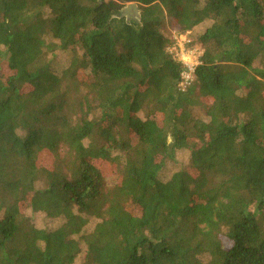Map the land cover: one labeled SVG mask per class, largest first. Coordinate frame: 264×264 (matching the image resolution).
<instances>
[{
	"label": "trees",
	"instance_id": "1",
	"mask_svg": "<svg viewBox=\"0 0 264 264\" xmlns=\"http://www.w3.org/2000/svg\"><path fill=\"white\" fill-rule=\"evenodd\" d=\"M136 1L0 0V264H264V0Z\"/></svg>",
	"mask_w": 264,
	"mask_h": 264
},
{
	"label": "rangeland",
	"instance_id": "2",
	"mask_svg": "<svg viewBox=\"0 0 264 264\" xmlns=\"http://www.w3.org/2000/svg\"><path fill=\"white\" fill-rule=\"evenodd\" d=\"M104 1H107V0H104ZM208 24L209 23H204V24L196 27L191 32H182L181 33V32H178L175 27H172L170 25V21L168 20L164 26V31H165L166 35L171 39V45L167 49L168 52L171 53L174 57L175 52H174L173 46L175 43H178L180 45V47L185 46L186 49H190V48L194 47V48H197L198 50L202 51V48L200 47L199 44H192L189 47H188V45H189V43L194 41L196 35L199 34L200 32H202L208 26ZM61 62H63V61H61ZM4 69L5 68L3 67L2 70L4 71ZM4 72L7 73L6 71H4ZM4 72L2 73V75H5ZM194 113L197 116H202L203 110H202V108H198L194 111ZM170 139L171 138L168 137V140H170ZM174 155H175L174 156L175 162L173 164L167 162L166 166L164 167L163 173H164L166 178H168L171 175V173L178 168V166L180 164H184L187 161L186 154L181 152V151L176 152ZM43 158H44V161L48 162V159L45 158V155H44V157H42V159ZM100 168L105 173V175H109L108 176V182L110 185H112L115 182V176L111 173V166L106 165L104 163H101ZM110 174H112V175H110ZM25 216L27 217L29 223H31L34 227L41 228L44 226V220H43V216L41 214L33 213L29 210H26ZM96 222H97V220L91 219L89 222L91 224V225H89V228L92 227ZM83 257H84V253L81 251L80 254L77 256L76 263H77V261L81 262L83 260Z\"/></svg>",
	"mask_w": 264,
	"mask_h": 264
},
{
	"label": "built area",
	"instance_id": "3",
	"mask_svg": "<svg viewBox=\"0 0 264 264\" xmlns=\"http://www.w3.org/2000/svg\"><path fill=\"white\" fill-rule=\"evenodd\" d=\"M174 49V58L177 61H180L186 70L182 74V80L179 83V87H185L193 80V72L196 65L199 63V57L201 55L200 50L197 48L186 49L185 46L180 47L178 43H175L173 46Z\"/></svg>",
	"mask_w": 264,
	"mask_h": 264
},
{
	"label": "water",
	"instance_id": "4",
	"mask_svg": "<svg viewBox=\"0 0 264 264\" xmlns=\"http://www.w3.org/2000/svg\"><path fill=\"white\" fill-rule=\"evenodd\" d=\"M101 4L103 0H97ZM123 7L115 11L112 16L118 19H124L125 22L134 28L140 26V10L136 0H118Z\"/></svg>",
	"mask_w": 264,
	"mask_h": 264
}]
</instances>
